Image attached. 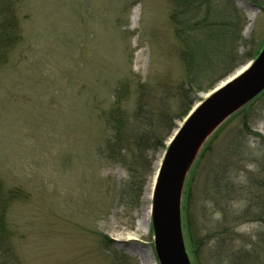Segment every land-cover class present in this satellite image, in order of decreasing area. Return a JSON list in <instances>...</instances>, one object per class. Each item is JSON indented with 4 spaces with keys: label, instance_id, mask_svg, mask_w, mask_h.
I'll return each instance as SVG.
<instances>
[{
    "label": "rangeland",
    "instance_id": "rangeland-1",
    "mask_svg": "<svg viewBox=\"0 0 264 264\" xmlns=\"http://www.w3.org/2000/svg\"><path fill=\"white\" fill-rule=\"evenodd\" d=\"M232 3L243 64L199 92L165 145L148 151L150 165L133 173L103 151L105 112L118 84L145 80L154 59L158 76L181 74L173 0H22V40L0 70V191L14 264H161L153 211L168 151L192 115L264 51V0ZM215 13L212 21L228 14ZM254 94L211 129L181 181L175 235L187 264H264V97L246 119L243 111ZM207 143L189 200L190 233L204 240L195 256L183 200Z\"/></svg>",
    "mask_w": 264,
    "mask_h": 264
},
{
    "label": "trees",
    "instance_id": "trees-1",
    "mask_svg": "<svg viewBox=\"0 0 264 264\" xmlns=\"http://www.w3.org/2000/svg\"><path fill=\"white\" fill-rule=\"evenodd\" d=\"M227 1V7H219L221 1L218 0H173L175 8L171 17L181 74L177 78L158 76L154 59L145 80L134 75L135 79L126 78L118 84L105 112L103 151L107 158L123 159L130 164L129 171L133 173L134 167L143 166L144 161L150 165L148 151L154 152L165 145L176 122L190 113L197 94L209 91L243 64L246 56L239 53L244 40L242 18L235 5ZM21 4L22 0H0V70L22 40L17 12ZM215 11H219V15L225 11L228 14L212 21ZM263 97L264 88L248 101L243 109L247 111L245 119L248 110ZM132 100L133 106L130 105ZM261 138L264 141V136ZM209 150L210 143H207L190 172L184 192L185 229L195 256L204 240L199 241L190 233L189 200L195 175L200 173L202 159ZM4 198L0 191V264H14ZM263 215L264 212L261 217ZM227 231L224 228L221 234H228Z\"/></svg>",
    "mask_w": 264,
    "mask_h": 264
},
{
    "label": "water",
    "instance_id": "water-1",
    "mask_svg": "<svg viewBox=\"0 0 264 264\" xmlns=\"http://www.w3.org/2000/svg\"><path fill=\"white\" fill-rule=\"evenodd\" d=\"M264 88V51L255 64L238 79L216 92L190 118L173 141L157 184L153 224L157 234L156 252L161 264H187L170 228L169 203L179 167L193 140L221 109L235 99ZM254 94V95H255Z\"/></svg>",
    "mask_w": 264,
    "mask_h": 264
},
{
    "label": "bare ground",
    "instance_id": "bare-ground-1",
    "mask_svg": "<svg viewBox=\"0 0 264 264\" xmlns=\"http://www.w3.org/2000/svg\"><path fill=\"white\" fill-rule=\"evenodd\" d=\"M251 93L248 92L241 97L235 99L231 103H229L227 106H225L223 109H221L213 118L206 124V126L201 130V132L197 135V137L193 140L192 144L188 148L185 156L183 157V160L181 162V165L179 167V171L175 180V184L173 187V190L171 192L170 197V203H169V214H170V228L172 230V234L175 235L176 233V227H177V211H178V200H179V193H180V184L183 179V176L186 172V169L188 167V164L194 155V153L197 151V148L199 144H201L204 140V138L207 136V134L213 129V127L219 123L221 120L225 118V116L229 113H231L237 106H239L241 103H243L250 95ZM148 193L147 200H151L152 196ZM148 208L150 206L148 205ZM149 217L148 221L150 220V212L148 211L143 213L142 219L138 220L144 222L145 216ZM144 264V263H143Z\"/></svg>",
    "mask_w": 264,
    "mask_h": 264
}]
</instances>
